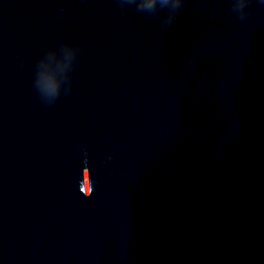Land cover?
Returning a JSON list of instances; mask_svg holds the SVG:
<instances>
[{
  "label": "clouds",
  "instance_id": "9594fccd",
  "mask_svg": "<svg viewBox=\"0 0 264 264\" xmlns=\"http://www.w3.org/2000/svg\"><path fill=\"white\" fill-rule=\"evenodd\" d=\"M162 3H167V0H162ZM154 5H155V0H150L148 7L151 8L154 7Z\"/></svg>",
  "mask_w": 264,
  "mask_h": 264
}]
</instances>
